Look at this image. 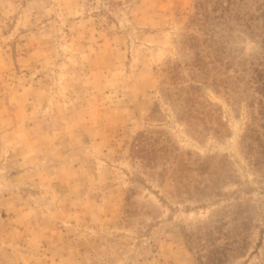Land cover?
Instances as JSON below:
<instances>
[{
	"label": "rangeland",
	"instance_id": "1",
	"mask_svg": "<svg viewBox=\"0 0 264 264\" xmlns=\"http://www.w3.org/2000/svg\"><path fill=\"white\" fill-rule=\"evenodd\" d=\"M207 1L0 0V264H201L239 203L250 250L227 264H264V167L243 148L264 132V0ZM138 133L155 167L130 156Z\"/></svg>",
	"mask_w": 264,
	"mask_h": 264
},
{
	"label": "trees",
	"instance_id": "2",
	"mask_svg": "<svg viewBox=\"0 0 264 264\" xmlns=\"http://www.w3.org/2000/svg\"><path fill=\"white\" fill-rule=\"evenodd\" d=\"M207 2L210 3L209 0ZM232 4H234V2H232V0H228V4L223 10V15L227 13L232 14ZM237 6H239V3H237ZM196 8V15L198 17L202 15V21L206 23L204 26L208 28V25L212 24V20L217 17L214 14L217 12V6L211 8L205 5L204 2L198 1ZM261 13V16L264 17V10H262ZM260 37L262 38V43L264 46V28L259 33V38ZM253 66V71L256 74H254L252 77L251 85H253L254 93L260 95L257 102L259 109L255 112L253 117L254 121L258 123L259 120L264 121V55L262 56V61H259V63L253 62ZM254 101H252V106L256 104ZM260 121L259 124H261ZM262 123L263 124L261 126L264 127V122ZM243 148L251 164L255 166L257 170L261 171L264 167V132L259 131L257 127L253 126V124H250L243 136ZM160 149L161 147L157 146V144L149 141V137L146 133H138L131 144L130 156L133 159H141L146 167L152 168L158 163L157 155L160 153ZM164 154L167 153L164 151ZM204 166L205 169L203 173L209 172V166L206 164ZM244 206L245 205L242 203L237 204L233 212V221L237 222V226H235L236 232L233 242L228 241L225 246L218 244L222 237L227 239L233 237V234L229 230L228 222L225 220V218H219L217 222L214 223V226L209 229L207 232V245H204L205 243L202 244V250L205 251V255H201L199 258L201 264H204V258L208 264H227L230 261V256L234 254L235 258L247 256L250 250L248 237L252 228V215L250 214V210ZM185 236L188 238L189 234L186 233ZM233 243L235 244L234 246Z\"/></svg>",
	"mask_w": 264,
	"mask_h": 264
}]
</instances>
